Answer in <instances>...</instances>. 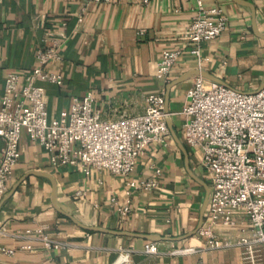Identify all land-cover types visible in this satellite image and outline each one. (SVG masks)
I'll return each instance as SVG.
<instances>
[{
    "label": "crops",
    "instance_id": "crops-1",
    "mask_svg": "<svg viewBox=\"0 0 264 264\" xmlns=\"http://www.w3.org/2000/svg\"><path fill=\"white\" fill-rule=\"evenodd\" d=\"M239 1L250 4L253 12L234 0L204 1L206 7L222 11L226 28L201 45L198 63L190 53L192 45L182 38L195 16L196 0H152L146 6L131 0H0V97L7 74L31 71L37 65L35 53L57 41L60 60L51 61L46 70L62 76L63 83H39L49 119L87 92L109 121L143 114L145 98L163 93L170 134L165 144L148 145L137 160L131 179L154 180L157 185L134 191L126 217L116 213L109 199L121 203L129 179L106 171L85 175L79 165L54 168L48 153L24 135L0 202V264H116L118 249L130 250L133 264H240L236 249L171 255L203 246L196 233L210 191L199 153L180 135V111L197 77L171 84L197 70L233 90L252 93L264 79V2ZM176 48L182 49L181 56L168 78L159 79L162 52ZM2 146L0 140V156ZM31 173L53 178L62 212L80 225L112 233L75 225L54 208L49 179ZM242 229H248V223L239 213L234 227L217 228L230 239ZM37 230L67 247L44 249L34 234ZM149 244L159 254H146Z\"/></svg>",
    "mask_w": 264,
    "mask_h": 264
},
{
    "label": "built area",
    "instance_id": "built-area-1",
    "mask_svg": "<svg viewBox=\"0 0 264 264\" xmlns=\"http://www.w3.org/2000/svg\"><path fill=\"white\" fill-rule=\"evenodd\" d=\"M131 1L146 6L152 0ZM204 1L196 0L195 16L182 34L192 45L190 53L198 63L201 45L218 38L226 28L222 11L206 7ZM58 49L59 42L54 41L35 53L37 65L31 71L9 73L4 79L0 97V202L18 164L19 144L25 135L48 153L54 168L79 165L85 175L106 171L129 179L123 201L109 199L116 213L126 217L134 191L157 185L154 180L133 181L131 175L145 148L165 144L170 136L163 93L145 98L143 114L109 121L101 117L92 94L87 92L73 98L58 117L49 119L39 83L62 85V76L46 70L51 61L60 60ZM181 54L180 48L162 52L156 70L159 79L168 78ZM180 114L184 118L181 139L199 153L210 192L205 218L196 233L203 246L177 249L171 255L236 249L240 264H264V89L243 93L197 77L186 92ZM237 213L245 217L248 229L240 230L235 239L224 237L217 228L234 227ZM34 234L46 250L67 247L41 230ZM145 253L159 254L154 244H149ZM116 264H133L131 251L118 249Z\"/></svg>",
    "mask_w": 264,
    "mask_h": 264
},
{
    "label": "water",
    "instance_id": "water-1",
    "mask_svg": "<svg viewBox=\"0 0 264 264\" xmlns=\"http://www.w3.org/2000/svg\"><path fill=\"white\" fill-rule=\"evenodd\" d=\"M235 2L239 3V4H242V5H246L248 7L251 8L252 12H253V8L250 4H248L247 2H243V1H239V0H234ZM189 77H201L205 80H208V81H212V82H215V83H218V84H221L223 86H225L220 80L212 77L211 75H209L208 73H205L203 71H197V70H194L190 73H187L185 75H183L182 77H180L179 79H177L174 83L171 84L172 85H175L183 80H186L187 78ZM227 87V86H226ZM262 89H264V79H263V82L261 84V86L259 87V89L255 92H258V91H261ZM165 110V113L168 114V111L164 108ZM169 117L166 119V123L167 125L169 126ZM32 175H36V176H44L46 178L49 179L50 183H51V186H52V195H51V201H52V204L54 206V208L59 212L61 213L62 215H65L66 217H68L75 225L79 226L80 228L86 230V231H95V232H101V233H112L110 231H106V230H103V229H99V228H96V227H87V226H83V225H80L77 221H75L70 215L62 212L57 204H56V186H55V181L53 180V178L49 175H47L46 173H31ZM209 190L207 191V198L205 200V203H204V208H203V211L201 213V215H203V212H204V209L205 207L207 206V203H208V195H209ZM202 221V220H201ZM201 227V222H200V225H199V228ZM199 230V229H198ZM197 230V231H198ZM146 239L150 240V241H155V239L153 237H146Z\"/></svg>",
    "mask_w": 264,
    "mask_h": 264
}]
</instances>
